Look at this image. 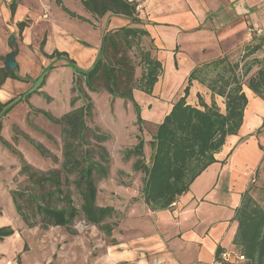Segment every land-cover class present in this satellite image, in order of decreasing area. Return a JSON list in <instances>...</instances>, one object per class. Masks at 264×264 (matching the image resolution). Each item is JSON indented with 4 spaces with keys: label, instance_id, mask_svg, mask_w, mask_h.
<instances>
[{
    "label": "trees",
    "instance_id": "trees-1",
    "mask_svg": "<svg viewBox=\"0 0 264 264\" xmlns=\"http://www.w3.org/2000/svg\"><path fill=\"white\" fill-rule=\"evenodd\" d=\"M79 1L94 20L109 13L123 17L130 23L102 35L98 54L91 67L85 70L78 68L75 61L65 52L54 51L50 55L45 54L42 51L45 38H42L40 53L52 61L42 68L38 88L44 85L48 74L54 69V63L64 61L73 71L70 100L72 109L57 118L50 112L35 108L29 102L32 94L37 93L47 101L51 100L45 93L37 91L13 97L4 104L0 103V120L17 104L25 103L28 107L27 122L31 127L36 129L31 122V117L35 115H40L49 123L60 127L62 157L60 168L46 173L37 171L1 135L0 143L17 157L19 174L32 182V189L42 190L39 194L27 190L10 192L15 212L26 228L70 229L77 218H82L85 223L98 227L110 238L118 221L110 223L109 220L115 217L117 212L111 206L97 205L96 183L99 179L107 178L109 174L110 157L103 144L111 139V135L88 124L93 116V102L89 94L106 93L111 109L115 99H121L124 103L130 102L138 132L141 133V124L144 120L140 107L134 100L133 91L139 90L151 95L153 86L162 75V66L159 61L150 57L148 51L140 47L141 40L148 37L149 33L140 27L143 22L137 16L138 2ZM16 5V0H12L8 5L11 15ZM61 8L70 18L90 23L66 8ZM29 22L24 20L16 24L17 36H11L9 39L13 56L17 51V37L21 36ZM263 48L264 34L253 38V44L248 46L244 53L242 66L238 62H229L226 56H219L193 68L187 77L182 96L172 104L170 111L155 126V132L149 142L151 154L148 164L143 158L144 140L141 135L137 136V143L132 148L122 152L125 160L135 157L132 169L143 174L140 195L143 204L150 211L168 210L178 197L188 192L192 182L216 162L214 155L221 150L228 136L237 134L243 123V114L247 106L244 87L264 102V55L261 58H250ZM134 50L136 55L133 54ZM135 58L138 59V63ZM137 66L142 69L140 78L135 76ZM254 67L256 70L250 74ZM6 78L26 83L33 81L29 77L19 76L17 66L9 71H5L4 68L0 70V85ZM192 82L199 83L210 92L209 105L204 103L200 96L198 106L187 103ZM215 96L223 99L224 112L220 111L214 101ZM77 101H80L81 105L75 107ZM13 131L14 142L23 139L42 158H50L52 162H56L54 155L20 132L16 126H13ZM46 137L51 138L47 134ZM62 179L65 181L71 179L70 184L79 199L78 206L74 204L71 192L61 189ZM21 200L24 201L23 204L19 203ZM50 201L51 203L55 201L61 206H53ZM26 209L29 212L23 211ZM234 220L237 222V230L233 244L237 253L244 257L243 264H264V207L254 200L249 189L241 195L240 204L235 209ZM14 233L15 230L9 225L0 227V242ZM112 241L115 245L116 242ZM26 249L24 246V250ZM220 254L221 250L217 249L215 261L219 260ZM16 264H20L19 256Z\"/></svg>",
    "mask_w": 264,
    "mask_h": 264
},
{
    "label": "crops",
    "instance_id": "crops-1",
    "mask_svg": "<svg viewBox=\"0 0 264 264\" xmlns=\"http://www.w3.org/2000/svg\"><path fill=\"white\" fill-rule=\"evenodd\" d=\"M11 1L0 0V62H5L7 55L12 52L9 39L11 36H17L16 24L29 20L28 27L17 37V51L13 58L17 74L36 81L26 83L6 78L0 85L1 104L13 97L23 96L39 86L38 78L42 68L52 61L40 53L39 47L43 37L45 43L42 51L45 54L50 55L54 51L65 52L75 61L78 68L85 70L91 67L98 54L102 35L130 23L123 17L109 13L94 20L79 0H16L17 5L11 15L8 7ZM133 1L139 3L137 16L143 22L140 27L149 33L148 37L141 40L142 42L147 39L150 43L144 50L162 66V75L153 86L151 95L139 90L133 91L142 119L154 124H159L170 111L172 104L182 96V90L192 69L222 56L226 35H223L222 30L213 31L211 23L212 19L213 22L215 19L212 14L217 20V15L226 14L227 9L229 18H235L234 22L237 15L245 16L254 29L259 28L264 33V12L261 9L264 0ZM61 7L88 20L95 27L88 22L70 18ZM165 60L168 61L167 65ZM3 68L4 66L0 65V70ZM72 81L73 71L64 61H56L44 85L36 89L37 92L45 93L51 100L46 101L43 96L35 93L29 98L30 104L50 112L54 117H61L72 109ZM243 91L247 98L243 123L237 134L228 136L221 150L214 155L216 162L207 167L192 182L188 192L178 197L168 210L153 212L143 204L146 213L152 215V229L155 233L150 238L156 259L150 264H214L217 249L221 252L235 250V209L240 204L241 195L248 189L252 172L262 160L259 144L264 139L260 134H255L264 121V102L246 87ZM198 96L204 103H211L210 92L199 83L192 82L187 103L198 106ZM106 97L109 99L108 95ZM218 98L220 97H214L216 104ZM21 104L25 103L17 104L9 113ZM117 104L119 111L125 105L121 99H115L113 107ZM126 105L129 112L133 110L130 102ZM24 112L27 113L28 108ZM2 182L0 178V207L2 210L5 205L11 207L13 217L17 220L19 218L9 191ZM8 224L10 221L6 219L0 221V227ZM14 230V235L0 242V253L8 251L6 245L18 232ZM128 252H125L126 255H129ZM131 255L132 258L136 257L138 251L131 252Z\"/></svg>",
    "mask_w": 264,
    "mask_h": 264
},
{
    "label": "rangeland",
    "instance_id": "rangeland-1",
    "mask_svg": "<svg viewBox=\"0 0 264 264\" xmlns=\"http://www.w3.org/2000/svg\"><path fill=\"white\" fill-rule=\"evenodd\" d=\"M261 9L264 12V5ZM225 11L226 14L221 11L222 14L217 15V20L212 14L215 20L213 22L212 19L211 25L214 28L213 31L222 30L223 35H226L223 40L222 56H226L229 62H238L242 66L244 53L248 46L253 44V38L264 33L259 28L254 29L245 16L237 15V20L234 22L235 18H229V10L225 9ZM149 45L147 39L140 43V47L143 49ZM133 52L135 54L136 50ZM263 55L264 48L250 58H261ZM135 61L138 63L137 58ZM167 62V60L164 61L166 65ZM0 65L3 67L4 61H1ZM255 70L256 67L250 74H253ZM141 72L142 69L137 66L136 78H140ZM52 84L53 80L50 83L51 87ZM37 88L33 91H36ZM89 96L93 102V116L89 119L88 124L111 135V139L103 144L110 157L109 174L107 178L97 180L96 203L102 207L111 206L117 212L115 217L109 220L110 223L118 221L117 226L113 229L112 237L105 236L98 227L85 223L82 218H77L70 229L63 227H50L47 230H41L38 227L28 229L18 216L19 219H14L11 207L5 205L3 210L0 207V215L3 214L0 216V221L5 219L10 221L8 225H12V228L18 232L6 245L8 251L0 253V264H16L17 256H19L20 264H144L142 261H146L145 264H150L152 260L156 259L153 256L155 253L151 247L153 241L150 238L155 235L152 229L153 219L152 215L146 213L140 195L143 174L132 169L135 157L125 160L122 152L132 148L137 143V136L141 135L145 149L143 158L148 164L151 154L149 142L157 124L144 120L141 124L142 132L139 133L134 111L129 112L127 103L119 111L118 104L112 109L110 108L106 93L89 94ZM77 105L80 106L81 102L77 101L74 106ZM217 106L221 112H224L222 98L217 99ZM27 108L26 104H21L1 118V137L12 144L35 170L46 173L53 169H59L62 161L60 127L49 123L40 115L31 117V122L36 129L31 127L27 122L28 112H24ZM36 117L38 120H35ZM13 126L46 148L51 155L56 157V162H52L50 158H42L23 139L14 142ZM46 134L51 138H47ZM258 134L264 138V121L261 128H258ZM3 148L0 143V165L3 166L0 167V178L3 181L2 184L5 183L4 187L9 191V194L16 190H27L35 194L42 192L37 188L32 189V182L27 180L26 176L19 174L17 157L5 147ZM259 149L262 151V160L250 176L248 189L254 200L264 207V139L259 144ZM70 180L62 179L61 189L70 191L74 204L78 206L79 199ZM45 187L50 186L45 185ZM19 203L23 204L24 201L21 200ZM51 204L61 206L55 201H52ZM23 211L29 212L28 209ZM70 230L75 233H70ZM112 240L116 242L115 245L112 244ZM24 246L27 247L26 250H24ZM134 249L138 251V255L132 258L131 252L135 251ZM127 250L129 255L125 253ZM232 253L238 255L236 249ZM146 258L148 260H145ZM244 261L238 264H243Z\"/></svg>",
    "mask_w": 264,
    "mask_h": 264
},
{
    "label": "built area",
    "instance_id": "built-area-1",
    "mask_svg": "<svg viewBox=\"0 0 264 264\" xmlns=\"http://www.w3.org/2000/svg\"><path fill=\"white\" fill-rule=\"evenodd\" d=\"M245 259L242 255L232 253V251H223L220 254L219 260H216L214 264H223V263H230V264H238L239 262H243Z\"/></svg>",
    "mask_w": 264,
    "mask_h": 264
},
{
    "label": "water",
    "instance_id": "water-1",
    "mask_svg": "<svg viewBox=\"0 0 264 264\" xmlns=\"http://www.w3.org/2000/svg\"><path fill=\"white\" fill-rule=\"evenodd\" d=\"M16 67V63L13 58V52L7 55L4 62V69L5 71L12 70Z\"/></svg>",
    "mask_w": 264,
    "mask_h": 264
}]
</instances>
